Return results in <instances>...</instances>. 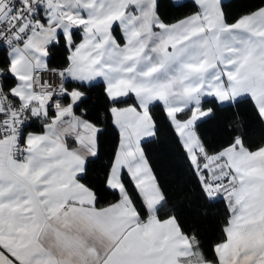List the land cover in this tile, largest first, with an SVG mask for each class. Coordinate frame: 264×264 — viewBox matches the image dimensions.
Wrapping results in <instances>:
<instances>
[{"label": "snow or ice", "instance_id": "1", "mask_svg": "<svg viewBox=\"0 0 264 264\" xmlns=\"http://www.w3.org/2000/svg\"><path fill=\"white\" fill-rule=\"evenodd\" d=\"M171 7L183 14L169 20L160 0H0V264H264V212L246 218L244 202L250 180L264 185V159L245 168L264 146L237 135L210 149L196 129L223 104L249 102L264 121V0L233 20L221 0ZM155 102L200 195L234 214L214 261L165 209L142 146ZM109 121L118 140L95 185ZM101 189L118 199L102 205Z\"/></svg>", "mask_w": 264, "mask_h": 264}, {"label": "trees", "instance_id": "2", "mask_svg": "<svg viewBox=\"0 0 264 264\" xmlns=\"http://www.w3.org/2000/svg\"><path fill=\"white\" fill-rule=\"evenodd\" d=\"M260 3L261 0L221 1L229 20L239 18ZM160 5L161 14H166L169 20L183 14L171 7V0H160ZM95 83L99 84L100 81ZM90 102L95 104L92 114L102 119L104 99L100 88L97 87L91 91ZM128 103L132 104V100ZM203 107L210 108L213 105L205 103ZM151 115L156 118L158 131L154 137L145 139L142 146L160 186L169 197L165 209L171 208L175 211L183 230L189 236L194 234L199 239L203 254L208 260L214 261L215 254L212 249L216 243L224 239L223 229L230 214L227 203L223 198L207 201L200 195V190L196 187V179L189 169L184 150L180 146L178 134L170 126L162 103H154ZM37 129H39V124H37ZM196 129L210 149L226 146L237 135H243L244 143L250 150L264 145V121L257 116L249 102H242L239 106L229 104L215 106L212 118L198 122ZM117 140L118 136L109 121L108 131L104 137V148L90 173V179L95 185H100L103 180L110 150ZM101 191L102 205L118 199V195L114 197L110 192L103 189ZM129 191L135 195L131 184H129Z\"/></svg>", "mask_w": 264, "mask_h": 264}, {"label": "crops", "instance_id": "3", "mask_svg": "<svg viewBox=\"0 0 264 264\" xmlns=\"http://www.w3.org/2000/svg\"><path fill=\"white\" fill-rule=\"evenodd\" d=\"M237 35L246 36L247 34L246 33H237ZM229 36H230V34H225L226 39L229 38ZM97 81H99V80H97ZM204 109L206 110L208 108H204ZM257 149H255V150H257ZM255 150H253V151H255ZM261 159H264V156L253 158L251 163H250V166H249V164H245V168L248 171L250 176H255L257 174L254 170L255 166H256L255 161L261 160ZM249 183L252 185V187L249 188L248 191L244 194L245 195V201L244 202L249 205L248 212L245 215H246V218L258 219L261 212H264V185H262L261 182L258 180H250ZM226 203H227V206L229 208V203L227 201H226ZM234 207H236V212L240 211V206L234 205ZM232 215H234V214L230 213L229 218ZM250 227H251V225H250ZM221 255H224V250L221 251Z\"/></svg>", "mask_w": 264, "mask_h": 264}, {"label": "built area", "instance_id": "4", "mask_svg": "<svg viewBox=\"0 0 264 264\" xmlns=\"http://www.w3.org/2000/svg\"><path fill=\"white\" fill-rule=\"evenodd\" d=\"M46 79H47V77H46ZM229 219V218H228Z\"/></svg>", "mask_w": 264, "mask_h": 264}]
</instances>
